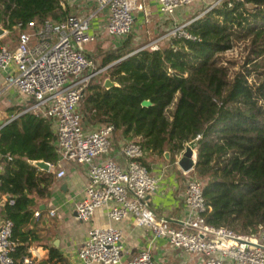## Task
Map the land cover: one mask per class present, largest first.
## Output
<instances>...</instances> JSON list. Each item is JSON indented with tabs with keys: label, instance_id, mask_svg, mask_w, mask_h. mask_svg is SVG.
I'll return each mask as SVG.
<instances>
[{
	"label": "trees",
	"instance_id": "trees-1",
	"mask_svg": "<svg viewBox=\"0 0 264 264\" xmlns=\"http://www.w3.org/2000/svg\"><path fill=\"white\" fill-rule=\"evenodd\" d=\"M62 1L0 0V25L18 36L30 21L63 22L70 15ZM195 17L185 27L194 39L169 37L152 50L128 38L102 52L96 65L104 70L79 100L82 122L110 124L115 140L139 144L147 169L145 154L168 152L174 162L197 140L188 176L202 182L205 223L258 235L264 232V0H220ZM105 78L116 85L105 88ZM54 140L49 121L32 112L0 129V193L8 195L0 206L13 222L17 264L35 239L26 228L33 219L30 195L46 196L53 181L31 162H56Z\"/></svg>",
	"mask_w": 264,
	"mask_h": 264
},
{
	"label": "built area",
	"instance_id": "built-area-1",
	"mask_svg": "<svg viewBox=\"0 0 264 264\" xmlns=\"http://www.w3.org/2000/svg\"><path fill=\"white\" fill-rule=\"evenodd\" d=\"M158 1L161 11L170 14L200 0ZM96 2L100 9H108L105 29L109 36L121 38L131 33L136 0ZM195 18L175 25L156 41L175 36L194 39L185 27ZM89 29L90 17L70 15L63 22L45 20L40 25L30 21L26 29L19 32L15 47L0 46V71H8L11 66L13 69L5 75L6 86L13 87L28 99L22 111L45 117L53 123L59 159L88 167V185L84 199L77 204V218L89 221L97 209L105 207L111 221L117 222L131 215L136 224L148 227L154 237H164L174 249L198 255L203 264H264V232L236 234L205 223L203 213L207 211V205L200 179L188 176L184 203L189 215L183 226L174 227L150 207L149 197L157 190L159 179L139 162L143 157L141 146L134 142L124 144L121 149L124 166H121L109 156L113 126L101 124L96 128H84L79 110L82 90L104 70L97 68L84 51V45L96 38ZM34 40L35 44H32ZM151 48L158 49V45L153 42ZM2 168L0 157V173ZM12 228L13 222L3 219L0 264H17L12 257L16 245L11 239ZM122 249V233L118 228H92L78 251V258L81 264H154L148 248L124 262Z\"/></svg>",
	"mask_w": 264,
	"mask_h": 264
},
{
	"label": "crops",
	"instance_id": "crops-1",
	"mask_svg": "<svg viewBox=\"0 0 264 264\" xmlns=\"http://www.w3.org/2000/svg\"><path fill=\"white\" fill-rule=\"evenodd\" d=\"M215 1L200 0L194 6H183L167 14L161 11L158 0H136L133 29L128 36L121 38L111 37L107 34L105 27L108 9L106 7L100 9L96 0H63L61 4L69 15L90 17L89 32L96 38L84 46V51L89 58L94 60V63L96 62V65L102 52L120 47L128 38L131 39V44L136 45L141 36H157L158 33L165 32L170 28L172 24L185 23L200 13H195V6L204 4L202 13ZM0 29L2 30L0 46L15 47L18 43L16 33L3 29L1 25ZM32 44H35V40L32 41ZM8 71H13L12 66ZM8 71H0V125H5L27 113L22 110L27 106L28 99L13 87H7L5 84V75ZM47 120L55 135L53 123L49 119ZM111 141L109 156L124 166L121 149L128 141L123 138L115 140L113 136ZM53 144L56 149V135ZM178 158L179 156L176 155L175 161L172 162L168 152H165L163 157L144 155L148 170L159 179L157 190L149 197L150 207L158 217L163 218L174 227L183 226L189 215L188 208L184 203L188 174H185L177 165ZM33 162L31 163L33 164ZM48 164V170L38 168L51 173L53 181L46 196H39L36 193L30 195L33 219L26 228L32 230L35 239L29 244L28 255L21 260L20 264H81L78 251L86 241L89 230L109 226L118 228L122 233L123 262L138 251L148 248L154 264H203L198 255L174 249L164 237H154L148 227L136 224L131 215L113 222L107 216V208L101 207L95 211L89 221L79 220L76 215V207L85 197L88 185V167L59 158L56 162ZM4 171L5 166L3 165L1 173ZM59 172H63V174L58 176ZM7 197V194L0 193V202L6 200ZM51 210L54 211L52 215L50 214ZM3 219L5 217L0 206V225Z\"/></svg>",
	"mask_w": 264,
	"mask_h": 264
},
{
	"label": "water",
	"instance_id": "water-1",
	"mask_svg": "<svg viewBox=\"0 0 264 264\" xmlns=\"http://www.w3.org/2000/svg\"><path fill=\"white\" fill-rule=\"evenodd\" d=\"M1 31L2 30L0 29V32ZM115 85L116 84L112 82L109 78H106L103 81V86L105 88H109ZM150 104L151 103L149 100L142 101V105L144 106H147ZM196 157H197V140H193L185 144L184 149L179 155V158L177 159L176 163L184 173H189L195 167ZM33 164L43 170L49 169V164L42 160L34 161Z\"/></svg>",
	"mask_w": 264,
	"mask_h": 264
},
{
	"label": "rangeland",
	"instance_id": "rangeland-1",
	"mask_svg": "<svg viewBox=\"0 0 264 264\" xmlns=\"http://www.w3.org/2000/svg\"><path fill=\"white\" fill-rule=\"evenodd\" d=\"M196 4V2L194 3V4H191V6H194ZM204 4H201V5H199V6H195V8H194V10H195V13H198V12H201L202 10H203V8H204V6H203ZM175 25H179V23H176V24H172L171 26H170V28H168L165 32H167L169 29H171L172 27H174ZM165 32H161V33H158L157 34V36H151V37H142L141 36V38H140V40H138L136 43H137V45H139L140 46V48H144V47H147V48H150V49H152L151 47H152V44H153V42H154V44H156V45H160V43H162V41L164 40H160V41H156V39L160 36V35H162V34H164ZM156 41V42H155ZM85 46V45H84ZM237 52L238 51H235L234 53H236L237 54ZM235 54V55H236ZM230 56V55H229ZM83 126H84V128H86V129H90L91 127H89V126H87V125H85L84 123H83Z\"/></svg>",
	"mask_w": 264,
	"mask_h": 264
}]
</instances>
